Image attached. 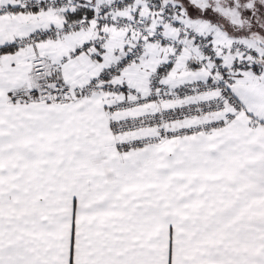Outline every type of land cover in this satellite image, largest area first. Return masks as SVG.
Wrapping results in <instances>:
<instances>
[{
	"label": "snow or ice",
	"instance_id": "obj_1",
	"mask_svg": "<svg viewBox=\"0 0 264 264\" xmlns=\"http://www.w3.org/2000/svg\"><path fill=\"white\" fill-rule=\"evenodd\" d=\"M0 264H264V0H0Z\"/></svg>",
	"mask_w": 264,
	"mask_h": 264
}]
</instances>
